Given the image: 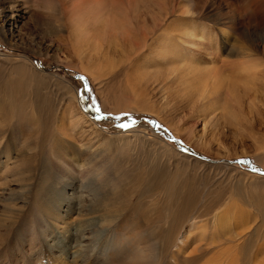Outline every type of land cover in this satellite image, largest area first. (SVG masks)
I'll use <instances>...</instances> for the list:
<instances>
[{"label": "rangeland", "instance_id": "obj_1", "mask_svg": "<svg viewBox=\"0 0 264 264\" xmlns=\"http://www.w3.org/2000/svg\"><path fill=\"white\" fill-rule=\"evenodd\" d=\"M79 1L0 0V264H209L225 238L229 247L234 232L264 226V14L248 19L252 0H132L120 19L140 13L138 34L151 40L139 51L122 37L77 40L74 25L93 21L101 0ZM102 4L115 15L113 0ZM181 23L195 24L196 41L205 26L211 41L184 53ZM160 35L169 43L156 53ZM221 61L253 82H208ZM168 184L192 185L179 256L178 236L162 231ZM202 240L209 254L192 257Z\"/></svg>", "mask_w": 264, "mask_h": 264}, {"label": "bare ground", "instance_id": "obj_2", "mask_svg": "<svg viewBox=\"0 0 264 264\" xmlns=\"http://www.w3.org/2000/svg\"><path fill=\"white\" fill-rule=\"evenodd\" d=\"M79 1V0H78ZM102 1H104V0H101L100 2H98V6H96L95 8H96V11H95V13H94V22L92 21V17H91V19H90V23H91V30H93L94 31V34H93V32H91V30H89L88 28H86V27H88V25L90 24L89 22H88V25L87 26H85V24H82L83 26H75L74 25V28H75V30H73V31H75V33H76V39L77 40H79V39H85V37H88V36H90L91 34H92V36H94V38L96 39V38H100V37H102L104 40H106L108 37H112V38H114V39H116V38H124L126 41H129L132 45H134V47L136 48V49H138L139 51H141V50H143V51H145V49L147 48V49H150L149 47V45L147 44V41L150 39H148L147 38V35H145L144 37H141L139 34H138V30H137V28H138V26L140 25V24H138V23H136L137 21H139L138 20V18H137V16H139L140 15V13L139 12H135L134 14V17L137 19L136 20V22L134 21V22H127L125 19H120L121 18V13H122V11L125 9V7L129 4H131V1L132 0H113V4L114 5H112V6H114V9H115V11H116V13H115V15L114 16H109V15H107V8H106V4H102ZM163 1V0H162ZM228 1H235V0H228ZM251 1V0H250ZM262 1L263 0H252V3L253 4H255V5H252L253 6V8H254V10H252L251 11V13H249V16H247L248 17V19L250 20V19H252V17H255V16H261L262 14H264V11L259 7V4H262ZM80 2V1H79ZM158 2H160V1H158ZM157 2V3H158ZM162 3V2H161ZM231 3H233V2H231ZM160 3H158V5H159ZM248 4V3H247ZM5 5V4H4ZM126 5V6H125ZM232 5V4H231ZM50 6V5H49ZM94 6H95V4H94ZM163 6V5H162ZM180 6V5H179ZM234 6V5H233ZM93 7V6H92ZM264 7V6H263ZM51 8V7H50ZM173 8H175V6L173 7ZM187 8V7H186ZM191 8V7H190ZM240 8V7H239ZM260 8V9H259ZM172 9V8H171ZM192 9V8H191ZM191 9H189V10H191ZM238 8L236 7V9L234 8L233 9V11H232V19H230L231 17H229V15L227 14V18H229V20L231 21H233V22H235L234 20H236L235 18H237V17H235L234 18V15H235V12H236V10H237ZM175 10V9H174ZM173 10V13L175 12ZM181 10H182V8H181ZM184 11H183V16L182 17H179V19L180 18H184L185 16H186V14H187V16H188V14H189V11H188V9H187V13H186V11H185V9H183ZM6 11V10H5ZM12 12V11H11ZM93 12V11H92ZM169 12V11H168ZM190 12H193L192 10L190 11ZM195 12V11H194ZM193 12V13H194ZM138 13H139V15H138ZM172 13V14H173ZM177 13V12H176ZM176 13H174V14H176ZM186 13V14H185ZM13 14V13H12ZM93 14V13H92ZM190 14H192V13H190ZM230 14V15H231ZM192 15H196V14H192ZM198 15V14H197ZM11 16V15H10ZM13 16V15H12ZM180 16V15H179ZM191 16V15H190ZM237 16V15H236ZM243 16V15H242ZM156 17H158V16H156ZM160 17V16H159ZM12 18V17H11ZM14 18V17H13ZM12 18V19H13ZM191 18V17H190ZM242 18V17H241ZM240 18V19H241ZM38 19V18H37ZM83 19V18H82ZM158 19V18H157ZM193 19V18H192ZM196 19V18H195ZM243 19V18H242ZM259 19V18H258ZM116 20H121L120 22L119 21H116ZM142 20V19H141ZM156 19L154 18V21H155ZM239 20V19H238ZM86 21V20H85ZM218 22V21H217ZM84 23V22H83ZM141 23V22H140ZM161 23V22H160ZM180 23V22H179ZM232 23V22H231ZM237 23V22H236ZM235 23V24H236ZM239 23V22H238ZM78 24V23H77ZM227 26H230V25H227ZM140 27H142V26H140ZM175 27H178V29L180 28V27H182V32H181V34L180 35H178V36H180V40H179V45H178V48H180V49H183V51H184V53H189V54H191V55H194L195 54V52H192L191 51V49H185L184 48V46H183V44L184 43H188V45H193L195 42H197L198 43V47L199 48H202V47H205V43H202V41H204V39H206L205 41H211V37L210 36H208V34H207V31L205 30V26H202V31H201V33H202V35L200 36L201 38H199V40L197 39V41L196 40H194V39H192L194 36H193V34H195V33H193V32H195L196 31V29H195V24H193V25H191L190 24V27H188V25L187 24H184V23H181V24H178L177 26H175V25H173L172 26V28L174 29ZM73 28V29H74ZM151 28V27H150ZM154 28V27H153ZM171 28V29H172ZM226 28L227 27H225V30H226ZM177 29V30H178ZM153 30V29H152ZM156 30V29H155ZM176 30V31H177ZM13 31V30H12ZM175 31V30H174ZM173 31V32H174ZM222 31H224V29L222 30ZM228 31V30H227ZM226 31V32H227ZM146 33V32H145ZM142 34H144V33H142ZM147 34H149V33H147ZM160 34V33H159ZM179 34V33H178ZM198 35V34H197ZM225 35V34H224ZM157 36V35H156ZM150 37H152V36H150ZM163 37V36H162ZM173 37V36H172ZM89 39H90V37H88ZM164 38V37H163ZM163 38H161V35H160V37L159 38H157L156 40H155V48H153V50H154V52H156V53H159V50H161V49H163L165 46H167V44L169 43V41L168 42H166L165 41V39L163 40ZM186 38H190V42H188V41H186ZM153 39H154V37H153ZM152 39V41L151 42H154V40ZM196 39V38H195ZM151 40V39H150ZM81 41V40H80ZM162 41H165V45L164 46H161V47H159L160 46V44H161V42ZM150 43V42H149ZM164 44V43H163ZM162 44V45H163ZM206 47H207V45H206ZM151 49H152V47H151ZM168 49V48H167ZM135 50V49H134ZM170 51V50H169ZM152 53L153 51H149V53ZM146 54V53H145ZM172 54V53H171ZM240 54V53H239ZM244 54V53H243ZM142 55V54H141ZM141 55H139V56H141ZM138 56V55H137ZM142 56H144V55H142ZM153 56H155L154 54H153ZM162 56V58L163 57H165V55L163 54V55H161ZM161 56L159 57V58H161ZM167 56V55H166ZM136 57V56H135ZM137 58V57H136ZM194 58V57H193ZM147 61V60H146ZM165 61V60H164ZM194 62H198V60L196 59V61H194ZM141 63V62H140ZM146 63V62H145ZM237 65H235V63H225V62H223V61H221V65L219 66V68H217L214 72H213V69H207V72H209L208 74H207V77H208V82H210V81H213L214 83H219L220 81H223V79L224 80H227L228 82H230L231 83V85H233V83L234 84H236V81L234 80V78H236V79H243V80H245V81H251V82H253V80L252 79H249V78H247V77H245V78H242V77H240L239 75H238V73H236V71H237V68H235ZM141 67V66H140ZM195 68V67H194ZM223 68H225L226 69V71H227V73H229L230 74V76H228V77H225L224 76V72L225 71H223ZM140 69V68H139ZM253 69V66H249V67H243L242 68V72L243 73H249L251 70ZM223 71V72H222ZM180 73V72H179ZM186 74V73H185ZM194 75H195V78L197 79V80H200V81H202L201 80V74L197 71V69L195 68V70H194V73H193ZM225 74H226V72H225ZM21 75V74H20ZM183 75V74H182ZM234 75V76H233ZM189 76L190 77H192V75H190V73H189ZM249 76H250V78H251V74H249ZM189 77V78H190ZM184 78H186V79H189V78H187V77H184ZM190 79H192V78H190ZM188 81H191V80H188ZM194 82H195V80H194ZM230 83H228V84H230ZM193 84V83H192ZM220 85H224V83L223 84H221V83H219ZM10 85V84H9ZM225 85H226V82H225ZM219 86V85H218ZM226 86H228V85H226ZM230 86V85H229ZM15 87V86H14ZM225 87V86H224ZM16 89L18 88V87H15ZM223 88V87H222ZM222 88H220V89H222ZM215 89V88H214ZM218 89V88H217ZM217 89L216 90H213V92L214 91H217ZM19 90H20V88H19ZM227 92H228V90H226ZM7 92V91H6ZM15 92V91H14ZM10 93H13L12 91H10ZM20 93V92H19ZM15 94H17V93H15ZM174 153V152H173ZM157 160V159H156ZM161 161V160H160ZM159 168V167H158ZM152 170H153V167L151 168ZM150 169V170H151ZM155 169V168H154ZM157 170V169H156ZM155 170V171H156ZM146 171V170H145ZM148 171V170H147ZM153 172V171H152ZM140 173V172H139ZM138 173V174H139ZM163 173V172H162ZM141 174H143L142 172H141ZM148 174H149V172H148ZM151 174V173H150ZM148 175V177L150 176V180H152V176L151 175ZM158 174V173H157ZM160 175H161V173H159ZM159 174H158V176H159ZM140 175V174H139ZM143 175H145V172H144V174ZM142 175V176H143ZM153 175H154V173H153ZM163 175V174H162ZM161 175V176H162ZM155 176V175H154ZM157 176V177H158ZM167 176V175H166ZM166 176H163V177H165L166 178ZM160 177V176H159ZM158 177V178H159ZM173 179V178H172ZM171 179V180H172ZM139 180V179H138ZM144 180V179H143ZM164 180H167V179H164ZM177 180V179H176ZM144 181H146V179L144 180ZM149 181V180H148ZM156 181V180H155ZM161 181V180H160ZM175 181V180H174ZM179 181V180H178ZM187 181V180H186ZM141 182H143L142 180H141ZM159 182V181H158ZM168 182V181H167ZM169 182H170V180H169ZM172 183V182H171ZM177 183H179V182H177ZM181 183V182H180ZM141 184H146V183H141ZM182 184V183H181ZM180 184V185H181ZM147 185V184H146ZM154 185V184H153ZM178 185V184H177ZM138 186V185H137ZM144 186V185H143ZM148 186V185H147ZM146 186V187H147ZM155 186H157V185H155ZM98 187V186H97ZM145 187V186H144ZM149 187V186H148ZM157 187H160V186H157ZM157 187H156V190H157ZM163 187V186H162ZM165 188L162 190V191H164L165 190V192L167 193L166 195H167V204H166V219H165V222H166V224L168 225V228L167 229H164V230H162V231H164V233H166L165 235H164V239L167 237V239L169 238V237H172V238H174L175 239V236H178V237H176L177 239L179 238V235H180V233H177L176 234V232H178V225H180L179 223L180 222H182L183 221V219L184 218H182V215L183 214H185V212L187 213H189V209H191V206H192V203L194 202L193 201V199L191 198V200L190 201H186V198H184V196L187 194V192H186V189L188 188V190H191L192 191V185L191 184H184V185H181V186H172L171 184H168V185H165L164 186ZM191 187V188H190ZM138 188V187H137ZM141 187H139V189H140ZM154 190H155V188H154ZM158 190H159V188H158ZM157 190V191H158ZM187 190V191H188ZM151 191V190H150ZM160 191H161V189H160ZM152 192H153V190H152ZM189 192V191H188ZM157 193V192H156ZM154 194H152V196H153ZM163 195H164V193H163ZM188 195V194H187ZM186 195V196H187ZM191 195V194H190ZM151 196V197H152ZM154 196H156V194L154 195ZM149 197V196H148ZM160 197V196H159ZM192 197V196H191ZM163 199V198H162ZM165 200H166V198H165ZM161 201V200H160ZM163 201V200H162ZM161 201V202H162ZM109 203V202H108ZM113 203V202H112ZM156 203V202H155ZM163 203V202H162ZM164 203H165V201H164ZM161 204V203H160ZM110 205V204H109ZM193 207V206H192ZM107 209V208H106ZM79 210V209H78ZM112 210V209H111ZM88 211V210H87ZM163 211V210H162ZM162 211H160L161 213H162ZM263 214V213H262ZM109 218V217H108ZM215 218V217H214ZM263 218V217H262ZM210 221V220H209ZM162 222V221H161ZM196 222V221H195ZM200 222H201V220H200ZM209 223V222H208ZM211 223V222H210ZM263 223V222H262ZM213 224V223H212ZM203 225V224H202ZM195 226H196V224H192L191 225V229L192 228H195ZM197 229H198V227H197ZM214 229V228H213ZM239 229V228H238ZM157 230V229H156ZM208 230V229H207ZM216 230V229H215ZM223 231H225V230H223ZM190 232H191V230H190ZM189 232V233H190ZM217 232V231H216ZM215 232V233H216ZM155 233V232H154ZM189 233H188V236H189ZM160 234H162V233H160ZM232 234V233H231ZM230 234V235H231ZM66 235V234H65ZM163 235V234H162ZM215 235V234H214ZM222 235H223V233H221L220 232V234H219V237L218 238H222ZM127 236V235H126ZM188 236L186 237H183L181 240L180 239H176V241H178V256L180 255L179 254V252L180 251H188L189 249H190V246H189V242H188ZM211 236V235H210ZM225 236V235H224ZM234 236L236 237V238H238V243H236V244H234V245H231V246H227V245H229V240L227 241V239L225 238L224 239V241L222 242V244H220L219 242V246L221 247L218 251H216L215 253L217 254V255H215L216 256V258H214L213 260L214 261H212L211 262V260L210 261H205V262H209V264H264V226L263 225H257V226H254L253 228H247V229H244V230H242V231H236V232H234ZM121 237V236H120ZM152 237H153V235H152ZM190 238H191V236H189ZM227 237V236H226ZM128 238V237H127ZM132 238V237H131ZM156 238V237H155ZM163 238V237H162ZM208 238V237H207ZM206 238V239H207ZM211 239L212 240H214V239H216V237L215 236H213V238L211 237ZM141 240V239H140ZM171 240V239H170ZM190 240V239H189ZM135 241H136V237H135ZM146 241V240H145ZM169 242V240H166L165 242ZM219 241V240H218ZM132 242V241H131ZM172 242H173V240H172ZM216 242H217V240H216ZM232 242H234V241H232ZM263 242V244H260V243H262ZM116 243V242H115ZM144 243V242H143ZM175 243V242H174ZM207 243V241L206 242H204V240H202V241H198V242H196L195 243V245L193 246V248H191V250H190V253L189 254H192V255H190V256H192V257H196L197 255L199 256V255H203L204 256V254L206 253V252H208L209 250H211V243L210 244H206ZM131 244V243H130ZM136 245V244H135ZM165 246L167 245V244H164ZM168 245H169V243H168ZM167 245V247H168V249H169V246ZM217 245V244H216ZM125 246H126V244H125ZM174 246V245H173ZM127 247V246H126ZM138 247H139V254H140V256L141 257H150L151 259H152V257H153V251H152V249L150 248V246H148V245H143L142 243H139L138 244ZM172 247V246H171ZM122 248V247H121ZM120 248V249H121ZM136 248V247H135ZM162 248V247H161ZM163 248H164V246H163ZM176 248V249H177ZM215 248V247H214ZM83 249V248H82ZM116 249V248H115ZM165 249V248H164ZM171 249V248H170ZM130 250H132V248L130 249ZM135 250V249H134ZM213 250V249H212ZM114 251V250H113ZM120 251V250H119ZM138 251V250H137ZM169 251V250H168ZM215 251V250H214ZM82 252V251H81ZM126 252V251H125ZM132 252H133V250H132ZM164 252H165V250H164ZM177 252V251H176ZM110 253H111V251L110 252H106V254L107 255H110ZM124 253V252H123ZM135 253V252H134ZM181 253V252H180ZM187 253V252H186ZM83 254V253H82ZM85 254V253H84ZM105 254V255H106ZM182 254V253H181ZM188 254V255H189ZM208 254H209V252H208ZM213 254V253H212ZM211 253H210V255H212ZM186 255V254H185ZM196 255V256H195ZM133 256V255H132ZM139 256V257H140ZM155 256V255H154ZM174 256V255H173ZM197 256V257H198ZM206 256V255H205ZM81 257V256H80ZM110 257V256H109ZM113 257V256H112ZM139 257H136V258H139ZM156 257V256H155ZM175 257V256H174ZM208 257H209V255H208ZM83 258V257H82ZM81 258V259H82ZM147 258V259H148ZM157 258V257H156ZM190 258V257H189ZM201 258V257H200ZM206 258V257H205ZM154 259V258H153ZM174 259H176V258H174ZM179 259V258H178ZM177 259V260H178ZM204 259V258H203ZM212 259V258H211ZM87 260V259H86ZM111 260V259H110ZM133 260V259H132ZM135 261H137V259L135 260ZM176 261V260H175ZM181 261V260H180ZM190 261H192V260H186V262H190ZM85 263H86V261H84ZM89 262V261H88ZM87 262V263H88ZM108 262V261H107ZM193 262V261H192ZM200 261H196V263H199ZM90 263V262H89ZM109 263V262H108ZM112 263V262H111ZM182 263H183V261H182ZM185 263V262H184ZM191 263V262H190ZM93 264V263H92ZM181 264V263H180ZM189 264V263H188Z\"/></svg>", "mask_w": 264, "mask_h": 264}, {"label": "snow or ice", "instance_id": "obj_3", "mask_svg": "<svg viewBox=\"0 0 264 264\" xmlns=\"http://www.w3.org/2000/svg\"><path fill=\"white\" fill-rule=\"evenodd\" d=\"M124 127H126V126H124Z\"/></svg>", "mask_w": 264, "mask_h": 264}]
</instances>
